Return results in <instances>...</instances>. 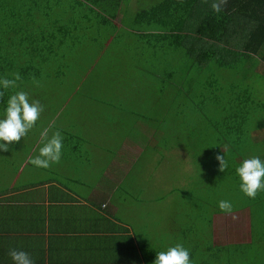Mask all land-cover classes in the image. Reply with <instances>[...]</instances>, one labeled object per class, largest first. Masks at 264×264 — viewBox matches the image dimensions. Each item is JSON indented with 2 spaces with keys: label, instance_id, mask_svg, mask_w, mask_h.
Returning <instances> with one entry per match:
<instances>
[{
  "label": "trees",
  "instance_id": "obj_1",
  "mask_svg": "<svg viewBox=\"0 0 264 264\" xmlns=\"http://www.w3.org/2000/svg\"><path fill=\"white\" fill-rule=\"evenodd\" d=\"M126 1L0 0V76L21 78L0 89V115L18 90L43 106L39 117L46 114L33 125V138L25 135L0 152V172H15L24 160L31 164L38 155L31 152L33 141L43 143L37 138L45 132L50 138L58 131L61 151L71 145L69 158L87 164L85 144L99 140L90 132L131 152L132 141L141 139L137 122H148L151 137L143 140L150 142L140 153L175 156L173 140L179 139L200 171L198 189L186 185L177 193L182 209L179 219L169 218V246L182 244L192 264H264V190L245 196L235 172L245 158L264 160V138L252 139V132L264 129V88L258 85L264 80V0H225L220 12L213 11L214 0H149L134 9ZM257 59L261 73L252 69ZM217 154L224 155L223 171ZM127 172L134 173L111 188L108 200H148L139 198L136 167ZM220 200L230 201L231 210L221 211ZM192 204L198 213L187 214ZM230 212L241 217L246 237L218 241L215 220ZM99 218L92 214L95 228L110 231ZM140 251L150 264L155 250L151 256ZM121 264L140 261L123 257Z\"/></svg>",
  "mask_w": 264,
  "mask_h": 264
},
{
  "label": "crops",
  "instance_id": "obj_2",
  "mask_svg": "<svg viewBox=\"0 0 264 264\" xmlns=\"http://www.w3.org/2000/svg\"><path fill=\"white\" fill-rule=\"evenodd\" d=\"M147 123L137 122V128L142 131L141 139L136 136L138 143L132 141L133 147L138 145L145 149L149 144L150 140L148 143L143 140L144 135L149 138L152 133ZM44 140L37 138V141ZM33 142L36 147H32L31 152L37 150L39 154L43 143ZM109 145L113 144L109 142ZM70 146L67 145L61 151L60 160L50 163L48 168H39L24 160L17 171L0 172V223L5 225L0 228V264H13L10 249L27 252L34 264H121L123 257L130 256L146 264L140 249L147 256L154 250L156 254L166 249L172 238L159 218H154L150 203H133L128 199L109 201L106 197L116 183L135 170L127 172L130 167L126 165L122 172L113 171L111 165L113 172H107V168L99 164L102 161L100 148H106L100 139L91 146L85 144L83 156L91 166L70 159ZM137 156L138 153L131 160L137 161ZM92 214L100 217V227L101 221L112 226L110 231L97 230ZM121 214L126 216L124 220L116 217ZM127 217L133 222L132 227L140 226L131 228L125 223ZM144 241L147 247L141 248ZM155 254L153 259L149 258L150 264Z\"/></svg>",
  "mask_w": 264,
  "mask_h": 264
},
{
  "label": "rangeland",
  "instance_id": "obj_3",
  "mask_svg": "<svg viewBox=\"0 0 264 264\" xmlns=\"http://www.w3.org/2000/svg\"><path fill=\"white\" fill-rule=\"evenodd\" d=\"M146 1L149 0H127L125 5L131 9H134L141 7L142 5H144L143 2ZM175 60L182 62V60L179 58H176ZM247 65V67L250 68V65L252 64L248 62ZM252 69L255 72L261 73L262 65L259 59H257ZM258 85L264 88V80H261ZM98 97L99 99L106 100L101 95ZM60 98L61 95L56 98L57 102L60 100ZM54 102L56 103V101ZM90 103L91 101L89 102V104ZM45 118L46 114H44L42 118L40 116L38 120L41 119V123H43ZM38 120L36 122H38ZM31 129L26 134L27 138L29 139L33 138L31 136ZM252 133L253 140H261L262 138H264V129L254 131ZM47 134L48 133H46V135ZM90 137L98 138L106 144V148H100L102 151V161H100L99 164L102 166H106L107 172L111 171V165L114 166L113 171L119 170V172H122L126 165H128L129 167H136V170L139 171L136 172V180L137 182L141 183V188L143 191V193L139 195V198L148 199L146 200L148 202H145V204L150 203L152 205L150 211L154 214V218H163V224L165 228L169 226V218L175 216V214L178 215L176 219H179V210L182 208H180L179 206L180 197L177 193H180V191L187 186L192 187L194 185L198 189L196 183L200 180V175L197 174V172L200 171L197 170L196 166L193 165L187 154L180 150L183 144L182 141H180L179 139H175V141L173 140V142L177 144L176 147L174 145V149L172 150V154L174 153L175 155L173 156L169 153L167 154L166 152H162V154H159L162 150L152 152L151 149H147L144 153H140L143 146L138 145H134V147L132 146V151L130 152V150H128L130 149L129 147H118L116 146L115 141L111 139H104V137L99 134H96V136H94V134L90 132ZM109 142H111L114 146H107ZM139 147H141V149ZM136 150H139L137 152V161H132V156H136L137 154L134 153ZM88 165L91 166L92 163L88 162ZM4 168L5 167H3L1 163L0 169ZM200 192L201 194H204L203 190L196 193L200 194ZM188 208L189 209H186L187 214L193 212L198 213V205L192 204ZM116 217H120L122 220H124L126 216L124 214H121ZM240 221L241 217L233 212L219 215L216 218L213 227L214 238L221 242H230V240L234 239L233 236H235L236 234L242 233V235L246 237L248 228L242 224L240 225ZM138 226L140 225H134L135 228H137Z\"/></svg>",
  "mask_w": 264,
  "mask_h": 264
},
{
  "label": "clouds",
  "instance_id": "obj_4",
  "mask_svg": "<svg viewBox=\"0 0 264 264\" xmlns=\"http://www.w3.org/2000/svg\"><path fill=\"white\" fill-rule=\"evenodd\" d=\"M225 0H214L212 9L214 12L222 10L221 5ZM12 79L0 76V89H7L16 86L20 80L18 73L12 74ZM43 111L39 101L30 99L29 93L24 90L15 91L7 99L6 105L0 115V152L9 150L10 144L19 142L33 127ZM45 140L39 148V154L30 160V163L39 168H48L50 163H57L60 160L62 148V136L57 131L49 138L46 132L42 134ZM215 159L219 162V170L223 171L227 164L224 155L217 154ZM239 177L240 191L249 198H254L258 190H264V160L259 156H251L243 159L235 168ZM217 207L221 211H230L232 204L228 200H220ZM9 256L13 264H34L31 256L17 249H10ZM152 264H192L189 258L188 249L182 244H175L167 247L164 251L156 252Z\"/></svg>",
  "mask_w": 264,
  "mask_h": 264
}]
</instances>
